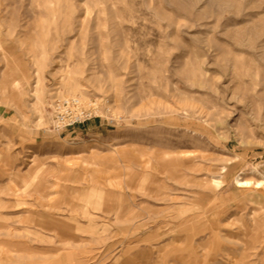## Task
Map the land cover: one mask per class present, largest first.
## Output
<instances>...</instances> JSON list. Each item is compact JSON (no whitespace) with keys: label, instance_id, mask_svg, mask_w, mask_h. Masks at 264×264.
I'll return each instance as SVG.
<instances>
[{"label":"rangeland","instance_id":"obj_1","mask_svg":"<svg viewBox=\"0 0 264 264\" xmlns=\"http://www.w3.org/2000/svg\"><path fill=\"white\" fill-rule=\"evenodd\" d=\"M0 264H264V0H0Z\"/></svg>","mask_w":264,"mask_h":264},{"label":"built area","instance_id":"obj_2","mask_svg":"<svg viewBox=\"0 0 264 264\" xmlns=\"http://www.w3.org/2000/svg\"><path fill=\"white\" fill-rule=\"evenodd\" d=\"M84 105L83 101L76 96L57 99L53 105L56 127L70 126L89 118L92 113Z\"/></svg>","mask_w":264,"mask_h":264},{"label":"bare ground","instance_id":"obj_3","mask_svg":"<svg viewBox=\"0 0 264 264\" xmlns=\"http://www.w3.org/2000/svg\"><path fill=\"white\" fill-rule=\"evenodd\" d=\"M251 183V181L250 180H248V179H244V180H237V186L238 187H242V186H246L247 184H250ZM254 183H256L257 184V186L256 187H259L260 186V184L262 183L260 180H256V181H254Z\"/></svg>","mask_w":264,"mask_h":264}]
</instances>
